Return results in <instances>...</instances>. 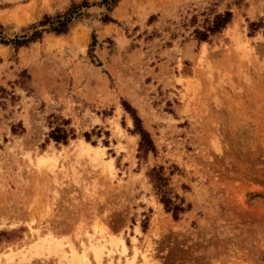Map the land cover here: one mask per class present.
I'll list each match as a JSON object with an SVG mask.
<instances>
[{
    "label": "rangeland",
    "instance_id": "1",
    "mask_svg": "<svg viewBox=\"0 0 264 264\" xmlns=\"http://www.w3.org/2000/svg\"><path fill=\"white\" fill-rule=\"evenodd\" d=\"M103 1L0 0V263L39 229L80 253L98 230L152 264H264V0ZM41 259L24 264H60Z\"/></svg>",
    "mask_w": 264,
    "mask_h": 264
},
{
    "label": "bare ground",
    "instance_id": "2",
    "mask_svg": "<svg viewBox=\"0 0 264 264\" xmlns=\"http://www.w3.org/2000/svg\"><path fill=\"white\" fill-rule=\"evenodd\" d=\"M76 148V151H78L80 155L89 156L94 153V160L102 156L99 146H93L86 140L79 139ZM48 158L53 157H50L49 155L48 157L43 156L41 161L43 160L44 162L45 160H51ZM97 161L99 162V160ZM100 164L104 165L105 168L112 170L111 162L101 161ZM32 233L35 237L31 243L27 245V248L16 252V254H7V257H5V262L7 264L13 263L12 261L15 255H19V264H24L26 260L30 263V260L34 257L41 259L42 257L49 258L51 256H57L60 264L63 260H66L69 264H92L91 258H93L95 264H103V257L107 256V262L109 264H114V253L117 251H119V260L117 264H152V260L150 258L151 254H149L150 252L147 249L141 250L138 246H136V238H133L135 246L134 255L133 257H130L127 254V248L122 239L113 236L106 238L101 232L98 237L96 235L99 233L98 230H95V234L88 237L87 242H81V246L83 248L82 253H80L70 242L69 249L66 250L64 248L65 241L57 239L51 232L43 236L39 229H32ZM90 253L91 255H89ZM121 258H123V261H121Z\"/></svg>",
    "mask_w": 264,
    "mask_h": 264
},
{
    "label": "trees",
    "instance_id": "3",
    "mask_svg": "<svg viewBox=\"0 0 264 264\" xmlns=\"http://www.w3.org/2000/svg\"><path fill=\"white\" fill-rule=\"evenodd\" d=\"M112 1L115 2L118 0H112ZM103 2L107 3L108 0H104ZM77 16H78V11H77V9H75V7H73L72 9H69L65 16H58L57 17L56 25L54 24L53 27L51 28V30L55 31L57 33L66 32L69 29L73 18H77ZM229 17H230V13H227L225 16L217 17L215 26L212 27L211 30L214 32V31H218L220 28L224 27V25L229 21V19H230ZM46 22H47V20H46ZM46 22H43V23H46ZM202 39H205V37H203ZM0 42L7 43V41L4 40V38H1ZM26 42H27V40H19V39L15 40V43L19 44V45H22ZM142 137H143V141H144L143 145H148V143L150 142L148 133L142 131ZM174 208L177 209L178 206H176Z\"/></svg>",
    "mask_w": 264,
    "mask_h": 264
}]
</instances>
